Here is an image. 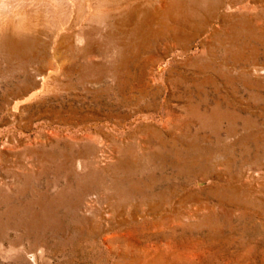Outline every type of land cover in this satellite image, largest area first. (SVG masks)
Returning <instances> with one entry per match:
<instances>
[{
  "label": "rangeland",
  "instance_id": "1",
  "mask_svg": "<svg viewBox=\"0 0 264 264\" xmlns=\"http://www.w3.org/2000/svg\"><path fill=\"white\" fill-rule=\"evenodd\" d=\"M197 39L0 90V264H264V46L243 72Z\"/></svg>",
  "mask_w": 264,
  "mask_h": 264
},
{
  "label": "bare ground",
  "instance_id": "2",
  "mask_svg": "<svg viewBox=\"0 0 264 264\" xmlns=\"http://www.w3.org/2000/svg\"><path fill=\"white\" fill-rule=\"evenodd\" d=\"M262 22L264 0H0V90L29 101L60 76L101 84L126 74L122 65L151 60L155 43L194 38L248 72L263 58Z\"/></svg>",
  "mask_w": 264,
  "mask_h": 264
}]
</instances>
